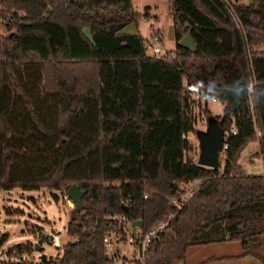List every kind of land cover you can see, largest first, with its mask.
Instances as JSON below:
<instances>
[{"label": "trees", "instance_id": "1", "mask_svg": "<svg viewBox=\"0 0 264 264\" xmlns=\"http://www.w3.org/2000/svg\"><path fill=\"white\" fill-rule=\"evenodd\" d=\"M236 1L167 0L174 48L154 56L136 30L148 7L131 0H0V189L83 191L55 257L21 260L34 246L19 244L9 264H106V216L122 212L145 230L169 211L132 264H172L191 245L225 240L264 264L252 250L264 234V172L238 163L256 140L264 169V0ZM185 32L192 50L177 44ZM211 97L223 104L213 116L226 145L216 168L187 159L180 137L193 103L207 117ZM194 180L174 209L168 197L182 200Z\"/></svg>", "mask_w": 264, "mask_h": 264}, {"label": "rangeland", "instance_id": "2", "mask_svg": "<svg viewBox=\"0 0 264 264\" xmlns=\"http://www.w3.org/2000/svg\"><path fill=\"white\" fill-rule=\"evenodd\" d=\"M246 1L238 0L236 3H245ZM131 4L139 12H143L145 7L151 8L149 17L154 19L155 16L158 22L157 25L161 35L158 29H154L151 26L150 28L147 27V36L144 37L145 43L147 42L151 46H158L159 53H162L164 49H167V51L172 50L174 48V36L167 0H131ZM137 29L145 33L146 29L142 19H139ZM134 30L135 27L132 24L123 28L125 32ZM156 33H158V36L160 35L159 40L153 41L151 37ZM145 52L149 54L150 49L145 48ZM195 93V90H190V98ZM206 105L211 112L210 115H219L223 107L222 103L211 99L206 101ZM192 113L194 114V123L193 128L189 130L192 145L189 149V154L185 155V157L195 161L197 141L193 132L196 129L204 128L206 117L194 106V103L192 105ZM258 148V141L254 140L248 142L240 151L238 163L244 172L262 173L263 159L254 156ZM221 161L222 155L220 154L219 164H221ZM64 191L62 189L46 188L0 189V261L10 262L18 260L19 258L9 257L6 251L8 248L19 244L30 243L36 246V249L33 248L30 253L21 255V260L35 261L42 255L46 258H53L61 251L62 245L71 240L64 234L67 212L71 208ZM50 234H59V236H56V238L58 237L57 242H54L56 238H51ZM241 250L239 242L234 240L193 245L186 249L183 259L175 260L172 264H187L186 261L188 262L191 258L197 262L196 264H262L256 257L239 255ZM252 250L264 256V234L258 237L257 245ZM236 252L240 253L236 254ZM222 254H227V258H222Z\"/></svg>", "mask_w": 264, "mask_h": 264}, {"label": "built area", "instance_id": "3", "mask_svg": "<svg viewBox=\"0 0 264 264\" xmlns=\"http://www.w3.org/2000/svg\"><path fill=\"white\" fill-rule=\"evenodd\" d=\"M159 36L158 33L153 34L151 39L153 41H158ZM145 48L150 49L149 55L160 56L165 53L164 51L162 53H159L158 46H151V44L147 42L145 43ZM169 55L173 56V53H170ZM190 83L191 82L189 79L183 80V86L185 90H189L192 87L193 90L196 91V85L192 86V84ZM248 88H250V84L248 85ZM210 99L214 100L213 97H211ZM229 131H234L232 124L229 126ZM180 137L182 141L188 142L191 148L192 143L190 141L189 130L182 132ZM225 147L226 145L222 143L221 154ZM187 154H189V149L185 151V155ZM184 185L188 187L182 195V200H179L176 197H168L171 206L174 209H178L181 202L183 200H186L190 193L194 189H196V187L198 186V181L194 180L191 182H185ZM142 197H146V193H143ZM128 202L129 199H125L123 205ZM172 214V211H169L164 218L155 221L145 230H141L140 226L132 224V220L122 212L112 213L106 216L108 220V229L101 236V243L108 259L106 264H132L134 261H140L145 249L148 246V243L152 239L157 237L158 233L166 225L167 220L172 217ZM50 235L52 236L51 238H56L57 236L54 234Z\"/></svg>", "mask_w": 264, "mask_h": 264}, {"label": "water", "instance_id": "4", "mask_svg": "<svg viewBox=\"0 0 264 264\" xmlns=\"http://www.w3.org/2000/svg\"><path fill=\"white\" fill-rule=\"evenodd\" d=\"M71 1V0H68ZM179 46L192 50L194 43L191 40L189 33L185 32L178 40ZM223 129L218 125L216 118L213 115H209L205 119V126L203 129H196L194 135L197 141V155L195 163L200 166L209 168H216L219 166V155L221 154ZM68 197V203L71 207L76 209L81 208V196L83 191L80 190L77 185L70 184L64 191ZM126 206L123 205L122 209L126 210ZM132 224L137 226L141 225L140 220H132ZM36 249V246H34Z\"/></svg>", "mask_w": 264, "mask_h": 264}, {"label": "crops", "instance_id": "5", "mask_svg": "<svg viewBox=\"0 0 264 264\" xmlns=\"http://www.w3.org/2000/svg\"><path fill=\"white\" fill-rule=\"evenodd\" d=\"M151 11V8L150 9H148L147 10V16L145 17V18H142V22H143V25H144V28L146 29L145 30V33H142V32H140L139 31V29H136L137 31H138V33L142 36V37H145V36H147V27H149L150 28V26L151 27H153L154 29H158V31H159V34L161 35V32H160V29H159V27H158V22L156 21V19H155V16H154V19H152V18H150L149 16V12ZM155 14V13H154ZM144 19V20H143ZM129 32V31H128ZM132 32V31H131ZM164 51H167V49H164ZM260 158H262L261 156H260ZM262 168H263V166H262ZM264 172V169H262V173ZM57 236H59V234L57 235ZM260 236H262V235H260ZM58 238V237H57ZM57 238H56V242H57ZM193 245H191L190 247H192ZM195 246V245H194ZM190 247H188V248H190ZM241 252V251H240ZM239 252V253H240ZM239 253H237L236 252V254H239ZM235 254V255H236ZM248 255H250V254H248ZM185 256V255H184ZM227 254H222L221 255V257L222 258H227ZM237 256V255H236ZM239 256V255H238ZM250 256H253V255H250ZM208 257V256H207ZM209 257H211V255H209ZM254 257V256H253ZM259 260V259H258ZM260 261V260H259ZM186 263L187 264H196L197 262L196 261H194V259H190V260H188V262L186 261ZM256 264H259V263H256Z\"/></svg>", "mask_w": 264, "mask_h": 264}, {"label": "bare ground", "instance_id": "6", "mask_svg": "<svg viewBox=\"0 0 264 264\" xmlns=\"http://www.w3.org/2000/svg\"><path fill=\"white\" fill-rule=\"evenodd\" d=\"M54 242H56V240L54 239Z\"/></svg>", "mask_w": 264, "mask_h": 264}]
</instances>
